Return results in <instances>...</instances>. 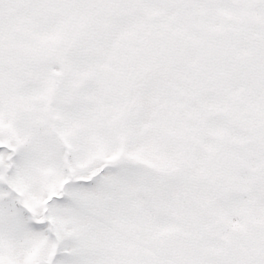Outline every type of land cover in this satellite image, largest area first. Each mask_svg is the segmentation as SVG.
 Segmentation results:
<instances>
[{
  "label": "snow or ice",
  "instance_id": "snow-or-ice-1",
  "mask_svg": "<svg viewBox=\"0 0 264 264\" xmlns=\"http://www.w3.org/2000/svg\"><path fill=\"white\" fill-rule=\"evenodd\" d=\"M0 264H264V0H0Z\"/></svg>",
  "mask_w": 264,
  "mask_h": 264
}]
</instances>
